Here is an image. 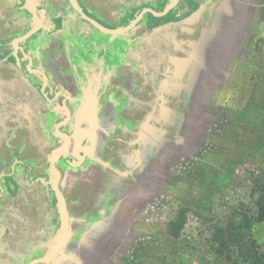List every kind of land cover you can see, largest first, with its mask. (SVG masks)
Wrapping results in <instances>:
<instances>
[{
	"label": "flooded vegetation",
	"instance_id": "obj_1",
	"mask_svg": "<svg viewBox=\"0 0 264 264\" xmlns=\"http://www.w3.org/2000/svg\"><path fill=\"white\" fill-rule=\"evenodd\" d=\"M167 1L129 0L119 6L116 0H0V264H23L28 237L33 247H46L60 219L56 192L68 211L73 197L89 196L90 171L98 183L93 184L104 188L98 165L105 170L115 157L118 207L117 158L150 151L149 109L157 93L168 90L165 84L173 78L188 77L174 68L162 74L168 60L169 30L161 27L166 15L146 12L128 32H107L128 25L143 9L161 11ZM138 3L144 6L135 13ZM181 3L175 4L176 15ZM131 12L133 17H126ZM178 28L172 31L179 36L194 29ZM165 94L170 107L160 123L185 102L182 90ZM58 149L51 167L48 160ZM131 164L140 166L137 159ZM42 199L46 210L38 205ZM87 211L75 222L79 231L94 229Z\"/></svg>",
	"mask_w": 264,
	"mask_h": 264
},
{
	"label": "rangeland",
	"instance_id": "obj_2",
	"mask_svg": "<svg viewBox=\"0 0 264 264\" xmlns=\"http://www.w3.org/2000/svg\"><path fill=\"white\" fill-rule=\"evenodd\" d=\"M128 1L116 0V4L129 5ZM173 1L179 2L168 0L167 5ZM183 1L185 4L181 3L178 10H181V17H186L182 26L194 28L184 31L189 32V41H194L189 43L194 50L192 53L204 58L202 48L209 45L215 35L219 38L221 30L226 33L223 31L217 45L224 48L223 37L227 35L228 45L232 42V49L229 48L232 53L218 51L216 58L221 62L217 63L216 77L206 87L192 88L189 82L178 78L168 81L165 85L170 88L166 91L182 90L184 105L174 106L168 121L160 123L166 108L170 107L165 104L170 96H165L166 91L162 90L163 98L154 97L149 109L153 125L150 151L117 158L121 164L122 187L117 200L121 203L122 216L128 211L130 214L125 217L130 225L119 228L122 235L119 236V231L113 235V225H109L116 226L115 157L105 170L101 171L99 165V170L94 168L103 176L100 177L104 180V188L96 185L97 179L91 180L89 170V196L79 199L80 191L75 189L73 195L79 198L68 201L69 227L62 246L48 262L37 264H245L239 262L234 242L227 241L220 255L217 251L219 245L212 237L217 229L231 224L237 226L238 216L247 213L253 197L262 192L264 0ZM142 6L144 3L136 4L133 12L137 13ZM174 10L167 14L166 21L173 20ZM135 13L126 17H133ZM196 21L200 22L195 26L188 23ZM173 32L169 30L167 39L174 35ZM180 37L185 38L186 34L170 40L169 51L176 50L175 43L179 46ZM116 39L120 42V38ZM225 54L230 55L227 61ZM189 57L190 54L186 56ZM180 63L183 64V60ZM185 67L189 70L187 65ZM167 68L172 69L168 60L163 65L162 74ZM190 72H186V78L193 76L194 73ZM157 101L164 105H155ZM133 159L140 162L139 167L131 166ZM91 163L89 169H92ZM79 172L80 169L73 175L77 176ZM98 192L102 199L97 196ZM45 202L42 199L38 205L46 210L49 205H44ZM180 208L187 209L186 222L180 235L172 238L167 233V226ZM98 210L110 218L106 221L103 215L98 217ZM86 211L85 215L94 225L93 231L75 228V222L80 223L78 218ZM59 221L57 217L58 228ZM105 222L108 226L100 227L99 224ZM245 230L246 236L256 245L264 247V223ZM50 234L52 238L55 233L50 231ZM28 242L33 241L27 238L23 264L49 251L45 244L33 247Z\"/></svg>",
	"mask_w": 264,
	"mask_h": 264
},
{
	"label": "crops",
	"instance_id": "obj_3",
	"mask_svg": "<svg viewBox=\"0 0 264 264\" xmlns=\"http://www.w3.org/2000/svg\"><path fill=\"white\" fill-rule=\"evenodd\" d=\"M166 6H167V4H165L164 8ZM193 7L194 6H192V8ZM174 8H175V6L170 11H168L165 14L166 15V17H165L166 19H167V14L170 13L172 10H174ZM155 12H158V11H155ZM159 12H161V11H159ZM175 15L176 14L173 15L174 16L173 17L174 21L173 20L172 21H168L166 24H163V26H161V27L168 28V30L171 29V31L172 30H176L177 31V29L179 30V28H178L179 25L182 26V24H185V18L186 17H184V18L181 17V14L176 15V17H175ZM199 22L200 21H197V23H199ZM188 23L192 24L194 22H191V23L188 22ZM163 28H162V31L164 30ZM223 31H224V34L226 33L225 30H221L219 38H218L217 35H215L213 40L211 41V43L209 45H207L205 48L204 47L202 48L203 49L202 50V54H203L204 58H201L200 54L196 55V54L192 53V51L194 52V50H193V47L189 43H192L194 41H189V37H188L189 33L184 32V33H186V37L187 38L186 37L185 38H181L180 39L181 42H180L179 46L177 45V43H175L176 44V50H174V51H169L170 50L169 42H170V40L177 39V37H179L178 33L176 32L174 34V36H172V37H170V39H168V44L166 46L167 47V54L166 55L168 57V62H171V65H172V68H174V71L183 72V76H184V74H186V72H189L190 70H191V72H190L191 74L194 73L192 77H191V75H188V79H186V82H189L190 86L192 88L199 87V86H205L206 87V84L211 82L216 77V74H217V71H218L217 63L221 62L219 58H216V55H218L217 54L218 51H220V52L224 51L225 53H228V51H229V54L232 53V51L229 49V48L232 49V42L230 41V43H229L230 45H228L229 39L227 38V35H225L223 37L224 41H225V47L222 48L221 45H219V44L217 45L218 39L221 38ZM168 34L169 33H167V36H168ZM178 52L182 53V55L180 54L181 56H178L177 55ZM188 54H190V57L186 58V56ZM225 57H226V61H227L228 58L230 57V55L225 54ZM169 58L171 59L170 61H169ZM177 59L183 60V64L181 63V65H180V62ZM185 64L189 67V70H188V68L185 67L186 66ZM192 66H193V70H192ZM157 94L160 96V98H163V94H161V92L157 93ZM123 202H126V201H123ZM120 206H121V203L118 204V207L116 209V226L113 225L112 229H111L113 235H114V232L119 231L118 232L120 234L119 236L122 235V233L120 232L119 228L122 225H124V226H126V225L129 226L130 225V224H127L128 220H127V218H125L128 215H130L129 211H128V213H125V216H122L123 212H122V209H121ZM130 208L131 207H129L128 210Z\"/></svg>",
	"mask_w": 264,
	"mask_h": 264
},
{
	"label": "trees",
	"instance_id": "obj_4",
	"mask_svg": "<svg viewBox=\"0 0 264 264\" xmlns=\"http://www.w3.org/2000/svg\"><path fill=\"white\" fill-rule=\"evenodd\" d=\"M258 182L257 179H255ZM261 194L253 197L249 211L247 213H241L238 216V225H229L225 228L217 229L212 237V240L216 242L218 246V253L222 255L223 249L227 246V241L234 242L238 251L239 262L245 264H264V247L256 245L254 240L246 236L245 229L252 225L264 223V178L262 179ZM255 193L253 194V196ZM187 209L180 208L175 216V219L170 221L167 226V233L172 238H177L186 222ZM227 258L230 257L227 255Z\"/></svg>",
	"mask_w": 264,
	"mask_h": 264
},
{
	"label": "water",
	"instance_id": "obj_5",
	"mask_svg": "<svg viewBox=\"0 0 264 264\" xmlns=\"http://www.w3.org/2000/svg\"><path fill=\"white\" fill-rule=\"evenodd\" d=\"M175 1L171 2L170 4H168L161 12H155L152 11L150 9H143L138 16H136V18L129 23L126 26L123 27H118L116 28V31H108L107 33H111V34H116V35H121L124 34L126 32H128L130 29H132L134 27V25L139 21L140 17H142V15L146 12L151 13L153 16L155 17H160L162 15H165L168 11H170L176 4ZM104 31H107L106 29L101 28ZM60 150L58 149L56 152H54L51 157L49 158V164L52 167L53 163L55 161V158L59 155ZM53 169V168H51ZM55 172V171H54ZM57 191V190H56ZM57 195V202H58V212L60 215V226L57 229L56 233L54 234V236L48 241V243L46 244V247L49 248V251L42 257L35 259L33 261H31L29 264H37V263H42V262H48L51 258H53L59 248L62 246L67 233H68V227H69V220H68V215H67V210H66V206L63 200L62 195L59 192H56Z\"/></svg>",
	"mask_w": 264,
	"mask_h": 264
}]
</instances>
